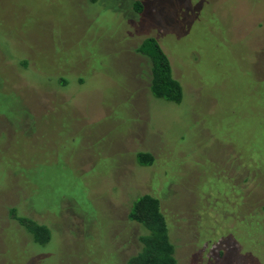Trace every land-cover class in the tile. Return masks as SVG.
I'll list each match as a JSON object with an SVG mask.
<instances>
[{
    "label": "rangeland",
    "instance_id": "374dc122",
    "mask_svg": "<svg viewBox=\"0 0 264 264\" xmlns=\"http://www.w3.org/2000/svg\"><path fill=\"white\" fill-rule=\"evenodd\" d=\"M144 194L178 264H264V0H0V264H127Z\"/></svg>",
    "mask_w": 264,
    "mask_h": 264
},
{
    "label": "trees",
    "instance_id": "16d2710c",
    "mask_svg": "<svg viewBox=\"0 0 264 264\" xmlns=\"http://www.w3.org/2000/svg\"><path fill=\"white\" fill-rule=\"evenodd\" d=\"M143 9L142 3L135 4L138 13ZM138 53L148 60L149 89L152 95L171 103H180L183 98L182 86L174 77L170 60L157 39H145L138 48ZM137 161L141 165H151L155 159L150 153H138ZM129 219L141 225L144 234L140 238L141 250L130 257L127 264H178L176 248L170 238L169 224L158 198L150 194L138 197L132 203ZM17 220L37 241L47 243L50 240L48 227L27 217L19 216Z\"/></svg>",
    "mask_w": 264,
    "mask_h": 264
}]
</instances>
